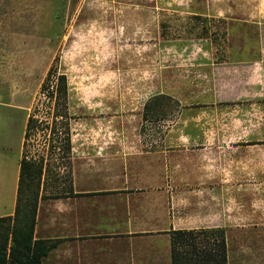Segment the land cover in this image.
I'll return each instance as SVG.
<instances>
[{
  "label": "rangeland",
  "instance_id": "obj_1",
  "mask_svg": "<svg viewBox=\"0 0 264 264\" xmlns=\"http://www.w3.org/2000/svg\"><path fill=\"white\" fill-rule=\"evenodd\" d=\"M206 52L238 72L203 74ZM53 65L68 79L72 137L161 139L185 129L253 154L259 171L238 182L255 188V222L229 234V259L264 264V0H0V97L9 103L20 87L26 125ZM152 96L172 101L162 120L144 122ZM49 136L31 138L30 157L48 159Z\"/></svg>",
  "mask_w": 264,
  "mask_h": 264
},
{
  "label": "crops",
  "instance_id": "obj_2",
  "mask_svg": "<svg viewBox=\"0 0 264 264\" xmlns=\"http://www.w3.org/2000/svg\"><path fill=\"white\" fill-rule=\"evenodd\" d=\"M207 55L203 74L238 72ZM11 93L9 103L0 97V219L15 215L26 131V105L15 101L23 91ZM183 131L161 139L72 137V183L49 177L41 188L34 239L56 245L43 264H172L174 232L223 229L229 242L253 224L256 191L238 178L254 180L255 156Z\"/></svg>",
  "mask_w": 264,
  "mask_h": 264
},
{
  "label": "trees",
  "instance_id": "obj_3",
  "mask_svg": "<svg viewBox=\"0 0 264 264\" xmlns=\"http://www.w3.org/2000/svg\"><path fill=\"white\" fill-rule=\"evenodd\" d=\"M68 92L67 76L59 73L58 67L53 65L42 85L41 100L26 125L15 215L0 219V264H43L55 249L56 245L51 242L36 241L34 232L42 185L49 177L57 184L72 183L67 172L72 154L73 119L69 114ZM171 101L168 96L150 99L144 106L143 121L162 120V110ZM40 113H44V118L38 116ZM39 131H50L48 159L30 157L26 151L27 143ZM51 156L58 158L53 164ZM62 170L65 175L60 176ZM43 199L47 197L43 196ZM171 246L172 264H228V242L223 229L174 232Z\"/></svg>",
  "mask_w": 264,
  "mask_h": 264
}]
</instances>
